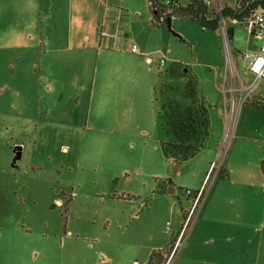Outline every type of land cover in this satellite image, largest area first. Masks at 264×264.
I'll list each match as a JSON object with an SVG mask.
<instances>
[{"label": "rangeland", "instance_id": "1", "mask_svg": "<svg viewBox=\"0 0 264 264\" xmlns=\"http://www.w3.org/2000/svg\"><path fill=\"white\" fill-rule=\"evenodd\" d=\"M101 1L53 0L52 8L43 10L39 0H0V250L10 245L57 247L64 251L62 258L56 256L57 262L95 263L100 251L97 237L106 223L101 206L89 195L96 197L97 192L125 185L146 198L148 206L147 213L128 221L124 231H147V240L153 237L151 245L170 242L164 227L167 223L174 226L173 220L184 221L206 160L200 153L175 164L158 148L161 141L175 137L171 113L164 109L168 102L177 108V116L186 114L192 96L196 100L204 96L212 107L208 141L214 146L208 167L216 162L218 170L229 146L224 139L225 116L219 113L223 102L234 128L232 140L242 122L250 126L252 136H264V108L252 104L264 103V79L255 88V100L251 97L239 114L238 92L224 94L225 73L228 90L232 77L233 91L238 89L236 72L245 76L244 59L236 57V49L242 54L256 44L245 24L232 26L226 18V33L233 27L234 35L229 39L224 35L223 9L235 8L236 0L206 4L207 17L219 20L218 31L203 29L189 17L167 9L162 18L171 14L170 27H154V9L148 0H125L124 9L132 18L124 26L123 37H138L153 57L158 53L168 61L166 67L147 64V70L155 73L151 98L144 83L138 85L133 79L121 84L107 78L102 81L106 71H143L145 67L132 59L118 63L110 56L98 58V47L111 49L104 40L100 42L101 31L106 30ZM162 1L169 7L171 0ZM173 1L187 7L194 0ZM246 144L252 148L247 154L252 159L257 141ZM259 146L264 151V143ZM20 147L25 148L21 157L16 150ZM75 184L82 185L88 195L84 206L75 205L70 214L65 207H54L52 200L58 197L66 202V187ZM228 193L239 195L235 187H229ZM261 203L257 199L256 207ZM237 204L240 208L243 201ZM244 214L250 226L240 233L242 242H230L232 255L225 261L264 264V211L249 208ZM31 230V237L22 236ZM66 230L75 237L70 238ZM54 257L50 255V260ZM213 259L220 264L221 258L213 255Z\"/></svg>", "mask_w": 264, "mask_h": 264}, {"label": "crops", "instance_id": "2", "mask_svg": "<svg viewBox=\"0 0 264 264\" xmlns=\"http://www.w3.org/2000/svg\"><path fill=\"white\" fill-rule=\"evenodd\" d=\"M52 1L53 0H39L43 10L46 6L52 8V6H50L52 5ZM101 3L104 5L105 18L103 24L106 26V30H102L101 33L106 32L107 36L104 37L101 35L100 42L104 40L111 49L106 50L98 47L96 51L98 58L103 56L105 59L110 56L112 59L119 60L118 63L121 60L123 62L125 59H132L136 63H142L145 67L143 71H134L130 69L121 70V68L116 71H106L105 75L104 73L101 74L103 77L101 78L102 81L107 78L109 80H117V82L121 84L122 82L133 79L136 83L138 82V85L144 83L146 94L151 98L152 90L155 87V83L152 81L155 73L147 70V64L158 65V60L163 57L160 55L158 56V53H153L155 55V57H153L152 51L147 49V44L138 37H127L128 34H126V37H123L124 32H126L124 26L128 25L132 18L131 14L124 9L127 7L125 0H104V3L102 1ZM152 14L154 13L152 12ZM229 20L230 19L227 18V22H231L232 26H244L243 24H245L250 34V30L245 22L239 23L235 20ZM42 26L44 28V22H42ZM230 29L232 30L233 36L234 28L231 27ZM43 32L44 30H42L41 33ZM252 40L256 43L254 49L243 51L242 54L236 49V57H238V59H243V56L252 55L257 51L258 41L253 37ZM132 45L138 46V54L131 53L130 49ZM233 64L235 68L236 65L234 62ZM167 65L168 61L166 60L163 66L166 67ZM168 70H170V67ZM236 75L237 76H233L236 79V86H238L236 91L231 90L232 77L230 78V90L227 89L229 88V81L226 78V73L223 79V87L225 88V96L227 93L233 94V92H238L240 95L237 111L239 114V111L243 110L245 105L250 104L251 97L255 100L254 91L258 85L252 90H247L253 81V76L247 69L244 78L237 72ZM263 79L264 76L261 81ZM96 84L97 80L95 78V87ZM241 88L244 90L242 91ZM259 95L262 96V94ZM202 98L206 100L204 96H202ZM118 99L119 97L117 100ZM247 99L248 101L245 103ZM190 101L191 102L186 106V114L179 116H177V108L170 102L166 103L164 109L171 113V131L173 133L175 130L182 132L181 123L188 121L189 111L197 100L193 99L192 96ZM254 102L255 101H253L252 104L264 106V103L261 101L256 100L257 103ZM211 111L212 107L208 103V117H210ZM219 113L224 114L227 125L229 112L224 102L219 105ZM150 115V107L147 105V117L150 118ZM257 131L256 129V132ZM250 132V126H244V122H242L238 126L234 139L232 140L231 138L230 141L226 140L229 145L226 149L227 153L223 158L222 164L213 176L212 188L205 198L199 216L193 221L181 250L177 253L171 264H216L213 255L214 258L215 256L221 258L220 264H228L225 260L231 258L232 255L230 242L232 240H238L240 242L242 236L240 233L250 226V224L248 225V220L244 212H247L249 208L253 212L254 210L264 211V204L261 203L259 207H256L257 199H260L264 203V151L259 146L261 142L264 143V136H252ZM208 140L205 147L200 152L204 155L206 164L202 167L200 177L193 188L197 193L205 182L211 168V165L208 167V163L211 162L214 144L209 143ZM249 140L257 141L258 144L252 159H249V155H247L252 151V148L246 144ZM173 141H175V137ZM20 148V151L25 150L24 147ZM158 148L161 149L160 145ZM21 154L22 152H20V157ZM169 161L173 162L171 160ZM229 187H235L239 195L236 197L229 195ZM66 189L69 190L67 193H64L65 196H69L67 200L65 199L66 202L58 197L54 198L52 201L54 202V207L58 205L60 206V210L65 207V210H67V212L69 211L68 214H70L75 209V205L78 204L79 207L84 206L88 195L85 193L84 187L80 184L69 185ZM64 192L66 191L64 190ZM89 197L96 198L97 203L101 206V210L104 213V218H102V220L106 223V229L100 232V237H97L100 243V251L97 254V261L95 263H88L86 261L65 263L63 260L57 262L55 260L56 256L62 258V255H64L63 248L55 247V249H49L41 246H28L27 248L21 249L18 246L10 245L0 250V264H132L134 261H138L140 264H149L152 253L155 251H163L167 247H170L172 240L175 239V234L177 233L179 235L182 229L183 220H173L174 226L171 223H167V225L171 227V232H167V225L164 227V232L168 236L170 235V242L162 243V241H158L156 244L151 245L153 237L149 235V239L147 240V231H124L125 224L128 221H131L134 217L140 219L147 213L148 205L146 198L143 200L141 195L136 193L129 185H125L123 188L121 187V189L117 187L111 191L97 192L96 197L93 195H89ZM241 201H243V204L238 208L237 202ZM188 212L189 211L186 212V215ZM185 217L186 216H184V219ZM112 225H115V227L113 226L114 229H111ZM232 231H234V234H232ZM31 233H33L32 230L23 231L22 236L26 235V237H31ZM65 233L69 235L70 238L75 237V233L71 230H66ZM127 238L129 239L127 240ZM129 240H132V243H130ZM168 252H165V257ZM122 253L125 254L124 257L120 256ZM50 255H55L53 261L50 260ZM241 258L242 256L240 254L236 257L238 263L241 261Z\"/></svg>", "mask_w": 264, "mask_h": 264}, {"label": "trees", "instance_id": "3", "mask_svg": "<svg viewBox=\"0 0 264 264\" xmlns=\"http://www.w3.org/2000/svg\"><path fill=\"white\" fill-rule=\"evenodd\" d=\"M162 0H148L150 7L154 9V14L151 19V25L154 27L166 24L170 27L171 14L168 13L166 18H162L164 10H171L175 14L176 11L182 16H187L203 29L218 31L219 20L216 18H208V7L203 0H194L187 7L173 5V0L169 1V7L162 3ZM172 4V5H171ZM236 7H225L223 9V18L235 20L239 23H244L246 19L255 12L264 13V2L252 0H236ZM230 35V36H229ZM232 36V30L227 33V38ZM259 108L264 106L259 105ZM182 132L175 130V141H161L160 148L163 155L176 164H181L190 159L195 158L205 147L211 130L208 117V103L204 98L194 102V106L189 111L188 121L181 123ZM222 177V176H221ZM223 178V177H222ZM171 247V246H170ZM167 247L163 251H155L152 253L149 264H164L166 257L165 252L170 250Z\"/></svg>", "mask_w": 264, "mask_h": 264}, {"label": "built area", "instance_id": "4", "mask_svg": "<svg viewBox=\"0 0 264 264\" xmlns=\"http://www.w3.org/2000/svg\"><path fill=\"white\" fill-rule=\"evenodd\" d=\"M203 1L205 4H211L213 0H203ZM252 1L264 2V0H252ZM225 23H226L225 19L221 17L220 20L221 28L223 29L224 35L227 38ZM245 23L250 30V35L258 41L257 51L252 55L243 56L245 67L247 71H249L253 76V81L251 83V86L247 88V90H252L255 86L259 84L260 80L264 76V13L258 11L252 13L246 19ZM101 35L105 37L107 36V33L102 32ZM130 51L133 54H138L139 48L136 45H132ZM165 62H166L165 58H160L158 60V65L163 66ZM241 90L243 91L244 89L241 88ZM231 126L232 125L227 121L225 140L228 141L231 140L234 132V128H231ZM215 169L217 170V164L216 162H213L211 164V168L205 182L203 183L202 187L200 188V190L193 199L191 208L184 219L182 229L179 235L172 240L171 247L166 255V260L164 264H171L174 261L177 253L181 250L185 241V237L189 232V229L193 221L199 216L201 212L205 198L207 197L206 191H207L208 181L215 174L216 171ZM167 232H171L170 225H167ZM132 264H140V263L138 261H134L132 262Z\"/></svg>", "mask_w": 264, "mask_h": 264}, {"label": "water", "instance_id": "5", "mask_svg": "<svg viewBox=\"0 0 264 264\" xmlns=\"http://www.w3.org/2000/svg\"><path fill=\"white\" fill-rule=\"evenodd\" d=\"M228 23V22H227ZM19 153H18V155H19V157H20V150H21V148H17L16 149Z\"/></svg>", "mask_w": 264, "mask_h": 264}]
</instances>
